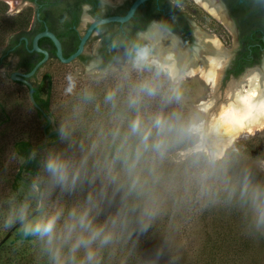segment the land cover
<instances>
[{"label":"clouds","instance_id":"1","mask_svg":"<svg viewBox=\"0 0 264 264\" xmlns=\"http://www.w3.org/2000/svg\"><path fill=\"white\" fill-rule=\"evenodd\" d=\"M114 2L98 0L83 17L94 43L64 76L55 139L9 155L10 165H34L15 187L0 173V230L14 232L12 252L31 248L34 264H179L185 214L212 208L264 238V163L243 143L264 130V73L231 81L218 100L225 59L209 57L215 71L201 79L211 91H198L183 0L158 19L134 9L112 18ZM242 2L264 11V0ZM156 236L145 255L142 243Z\"/></svg>","mask_w":264,"mask_h":264},{"label":"trees","instance_id":"2","mask_svg":"<svg viewBox=\"0 0 264 264\" xmlns=\"http://www.w3.org/2000/svg\"><path fill=\"white\" fill-rule=\"evenodd\" d=\"M189 3L186 0H183ZM40 4L42 3L39 2ZM42 7H45L43 4ZM165 10L170 11L169 1L166 0ZM8 5L0 0V51L7 41H14L17 44L19 37L26 36L29 41L44 30L43 25L35 30H29L33 10L27 8L21 12L9 15ZM180 21L184 22L181 13ZM41 20L46 22L49 31L53 32L63 45V56L67 58L78 46L79 39L71 27L77 24L76 18L64 24V30L59 29L62 16L54 17L52 12L39 9ZM61 27V26H60ZM182 35L184 33L182 32ZM66 38L69 42L64 43ZM23 43V42H22ZM66 44V45H65ZM39 47L48 46L49 61L42 64L35 74L29 79L33 87V98L39 108H36L29 99L28 87L21 83L12 81L14 87L11 91L0 92V173L4 175V187H15L22 177L29 171H32L34 165L26 164L18 167V173H10L8 166V157L12 152L27 157L29 148H38L46 142L55 139L56 133L51 124V112L60 101V92L63 85L64 69L70 64H63L56 57L55 48L49 38H41L38 42ZM23 53L26 49H20ZM43 58L38 55L35 63H20L19 68L24 72H30L36 63ZM241 68L233 71L234 75L241 72ZM63 73V76L62 74ZM10 80V79H9ZM11 81V80H10ZM25 90V92H23ZM21 108H27L31 111L35 121L41 126L37 128L43 142H34L30 138L14 137L15 119L17 112ZM48 119L50 124L48 125ZM50 135V136H47ZM246 145L247 153L253 160L264 161V150L256 138L243 141ZM32 151V150H31ZM5 168L7 171L4 172ZM192 218L202 226L203 236L198 249L191 255H181L179 264H264V238L252 239L244 234L240 217L227 209L212 208L202 212L188 213ZM8 232L0 230V241ZM14 241V232L10 238L0 246V264H34L33 250L26 248L19 253H13L10 244ZM144 243L141 245L143 252ZM144 253V252H143ZM147 255L146 253H144Z\"/></svg>","mask_w":264,"mask_h":264},{"label":"flooded vegetation","instance_id":"3","mask_svg":"<svg viewBox=\"0 0 264 264\" xmlns=\"http://www.w3.org/2000/svg\"><path fill=\"white\" fill-rule=\"evenodd\" d=\"M41 1L42 3L40 4L39 2ZM134 1L135 0H115L113 6L109 9L110 16H119L120 14L127 12ZM186 1L190 2V4L183 1V6L180 10H177V13L179 12L183 16L182 18L184 22L180 21L181 29L184 33L182 36L183 39L187 41L188 50L192 54L194 60L203 61L206 58L205 56H209V53L213 51V49L209 50V48L206 47V43L208 44L206 40L207 38L215 40L217 45L220 47V42H218L214 37L217 36V39L220 38V41L222 39L224 44H226V40L224 38L229 40L231 37H235L236 50L229 59L225 77H243L252 70H260L264 73V11H253L250 7L245 5L242 0ZM22 3L28 5V7L22 10L27 8H32L33 10L29 30H35L40 27V25H43L41 22H44L43 31L46 29L49 31V27L46 25V22L41 20L39 15V9L42 8L43 11L46 9L47 11L52 12V16L54 17L62 16L60 21L63 20L64 22H60L57 32L63 31V25L70 22L72 18H76L77 24L73 25L71 29L74 30L77 34V39L80 41V38L86 31L84 26L82 27L83 17L88 14L90 10L97 7L98 0H22ZM43 4L45 7H42ZM165 5L166 0H149L140 5L136 11L144 19H158L160 16H164L169 13L168 10H165ZM65 16L68 17L67 20H64ZM194 27H196L197 30L193 29ZM57 39L59 40V38ZM32 40L29 41L27 37L23 35L19 37L17 44H14V41L12 42L11 40L7 41L5 49L3 50V55L1 56V63L7 62V60L13 58L16 68L12 73L27 74L24 72V69L18 67L19 64L35 63L38 55H42L41 53L32 50ZM194 40L199 47L193 49L190 46L193 44ZM91 41L92 39L90 37L84 47L83 53L76 59V61L81 62L86 60L84 53ZM63 42L68 43L69 41L64 38ZM201 45L206 50L200 51ZM61 46L63 54L64 48L62 43ZM39 48L48 53V46ZM20 49H24V51L26 49V52L23 53L22 51H19ZM193 51H196L195 55H193ZM220 52H222V57L224 58L226 55H224L223 50L221 49ZM42 59L43 58H41V60ZM41 60H39L36 64H38ZM48 61L49 53L47 60L43 64ZM198 63L204 66L203 62ZM238 68L242 69L241 72L238 75H234L233 71ZM30 78H28L27 81H29Z\"/></svg>","mask_w":264,"mask_h":264},{"label":"rangeland","instance_id":"4","mask_svg":"<svg viewBox=\"0 0 264 264\" xmlns=\"http://www.w3.org/2000/svg\"><path fill=\"white\" fill-rule=\"evenodd\" d=\"M1 1L5 2L8 5L9 15H14V14L20 12L22 9L28 7V5L22 3V0H19L18 5H15V6L13 5V2H15L16 0H1ZM82 27H83V24H82ZM193 29L197 30L196 27H194ZM214 38L218 42H220L219 43L220 47L223 50L224 55H226L224 57V59H225V61L229 62L230 57H232L233 53L236 50L235 37H231L229 40L224 38L226 40L225 41L226 44H224V41L222 39H221V41L219 40L220 38L217 39V36ZM93 43L94 42L92 40L91 43L87 46V48L85 50L84 54L86 56V60H87V53L93 47ZM5 46L0 51V92L11 91L14 87V84L12 83L13 80L10 77V75L12 74L14 69L16 68V64L14 62V59L10 58L9 60H7V62L1 63V56L3 55V50L5 49ZM190 47H192L194 49V48H198L199 46L197 45L196 41L194 40L193 44ZM220 47L217 50L213 49L212 52L210 51L211 53H209V56H213V55L222 56V52H220L221 51ZM203 50H206V49H204V47L201 45L200 51H203ZM195 54H196V51H193V55H195ZM209 56H205L206 57L205 60L201 61V62H203L204 66H205L204 61H207V58ZM86 60L81 61V62H79V61L73 62L66 69H64L62 71H64V73H67L69 71H76L79 69L80 64L83 62H86ZM204 66H202L201 71L199 73H197V78L194 82V88H196L198 91H204L205 93H207V92L211 91V89L208 86L204 85V81L201 79V76H205L204 75ZM227 68H228V66L224 65V67L221 70H219V73L221 72V77H220V79H218L219 81H218L217 89L215 92V96L217 97L218 100L221 99L222 93L224 92L225 88L228 86V84L231 81H237L242 77V76H238L236 78L225 77ZM263 72H264V70H263ZM61 74L63 76V73H61ZM23 92H25V90H23ZM19 110L20 111L17 112V117L15 119L16 125H15V131L13 133V136L14 137H22L23 136L25 138H30V140L37 142V143L43 142L39 132H37L38 126L40 127L41 125L35 121V118L33 117L31 111H28L27 108L26 109L21 108ZM248 137H249L248 139L256 138L257 140H259V142H260V144L264 150V130L255 131L251 134H248ZM254 161L257 163H264V161H260V160H254ZM8 166H9L8 168H9L10 173H13V174L18 173V171H19L18 166L15 163H13L11 165L8 164ZM181 224H182V229H181V232L177 238V242L180 245H182L180 255H182V254L184 256L186 254L191 255L193 252H195L198 249V247L200 245V242H201V239L203 236L202 226L199 223H196V221L192 218V216L188 215V213L185 214V218L181 221ZM158 243H159V237L158 236L146 239L145 243H144L143 252L146 253L147 255H149ZM180 261H181V259H180Z\"/></svg>","mask_w":264,"mask_h":264},{"label":"water","instance_id":"5","mask_svg":"<svg viewBox=\"0 0 264 264\" xmlns=\"http://www.w3.org/2000/svg\"><path fill=\"white\" fill-rule=\"evenodd\" d=\"M146 1H149V0H135L129 10L131 9H134V10H137L138 7L140 5H142L143 3H145ZM112 18H116L118 16H111ZM49 38L52 42V44L54 45V48H55V52H56V56L57 58L60 60L61 63L63 64H70V63H73L76 61V59L83 53L84 51V47L87 43V41L89 40V36H88V33L87 31H85V33L83 34V36L80 38V41H79V44H78V47L76 49V51L71 54L69 57L65 58L63 57V54H62V46H61V43L60 41L57 39V37L51 33L50 31H48L47 29L39 34H37L33 40H32V50L33 51H36L38 53H41L44 57L43 59L35 65V67L27 74H22V73H12L11 74V79L13 81H16V82H21L23 84H25L28 89H29V99H30V102L36 107V108H39L33 98V87L31 85V83L29 81H27L28 78L32 77L35 72L37 71V69L47 60L48 58V53L45 51V50H41L39 47H38V41L41 39V38ZM228 63L227 62L225 65L228 66ZM50 124V121L48 119V125ZM55 132H51L50 135L54 134ZM50 135H47V136H50ZM32 148H29V152L28 154L31 152ZM12 233L8 232L6 234V236L0 241V246L3 245L11 236Z\"/></svg>","mask_w":264,"mask_h":264},{"label":"bare ground","instance_id":"6","mask_svg":"<svg viewBox=\"0 0 264 264\" xmlns=\"http://www.w3.org/2000/svg\"><path fill=\"white\" fill-rule=\"evenodd\" d=\"M15 3V4H14ZM18 3H19V0H16L15 2H13V5L15 6V5H18ZM207 40V42H208V44L206 43V47H208L209 48V50H212V49H219V46L217 45V43H216V41L215 40H213V39H211V38H207L206 39ZM220 51V50H219ZM213 55V54H212ZM209 57H222V56H218V55H213V56H209ZM208 57V58H209ZM207 58V61H204V63H205V66H204V75L205 76H208V75H210L213 71H215V69L213 68V66L210 64V62H209V59ZM195 61H197V62H201V61H198V60H195ZM227 62H225V64H226ZM224 64V65H225ZM259 72H261L260 70H259ZM262 73V72H261ZM246 75V74H245ZM244 75V76H245ZM243 76V77H244ZM243 77H241L239 80H241ZM220 78V73L218 74V79ZM239 80H237V81H239ZM219 81V80H218ZM255 132V131H254ZM251 134V133H250Z\"/></svg>","mask_w":264,"mask_h":264}]
</instances>
